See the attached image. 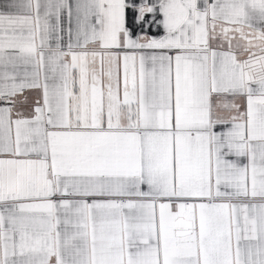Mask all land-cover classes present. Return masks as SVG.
I'll return each mask as SVG.
<instances>
[{
	"label": "snow or ice",
	"instance_id": "6c2138e0",
	"mask_svg": "<svg viewBox=\"0 0 264 264\" xmlns=\"http://www.w3.org/2000/svg\"><path fill=\"white\" fill-rule=\"evenodd\" d=\"M0 264H264V0H0Z\"/></svg>",
	"mask_w": 264,
	"mask_h": 264
}]
</instances>
